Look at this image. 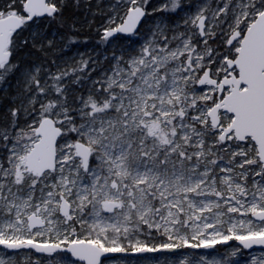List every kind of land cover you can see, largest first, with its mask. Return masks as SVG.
Segmentation results:
<instances>
[{
    "label": "snow or ice",
    "instance_id": "obj_1",
    "mask_svg": "<svg viewBox=\"0 0 264 264\" xmlns=\"http://www.w3.org/2000/svg\"><path fill=\"white\" fill-rule=\"evenodd\" d=\"M0 101V264H264V0H0Z\"/></svg>",
    "mask_w": 264,
    "mask_h": 264
},
{
    "label": "trees",
    "instance_id": "obj_2",
    "mask_svg": "<svg viewBox=\"0 0 264 264\" xmlns=\"http://www.w3.org/2000/svg\"><path fill=\"white\" fill-rule=\"evenodd\" d=\"M95 3V0H94ZM95 11V10H94ZM66 16L69 18L70 23L75 25L74 33L76 35V39L79 43L74 46L71 50V54H73L76 48L82 49L85 48H95L97 46L98 37L96 35L97 28L100 27L105 21L99 15H93L90 13H76L73 14L72 10H69L66 13ZM55 31V29H53ZM65 35V31L61 30L59 36H56L55 39L59 41L62 36ZM51 38V37H50ZM59 51V49H57ZM41 54L35 50H33L31 57L28 54V51L25 50L20 53V57L24 60L27 59H38ZM4 101H0V105H2Z\"/></svg>",
    "mask_w": 264,
    "mask_h": 264
},
{
    "label": "rangeland",
    "instance_id": "obj_3",
    "mask_svg": "<svg viewBox=\"0 0 264 264\" xmlns=\"http://www.w3.org/2000/svg\"><path fill=\"white\" fill-rule=\"evenodd\" d=\"M108 0H104V3H107ZM162 3V0H151V5L152 6H159ZM151 26V18H149V23L146 25V27ZM116 43H123V41H116ZM110 51V49H109ZM76 53H82L85 55H93V56H102L106 53H104V49L103 46H96L95 48L91 49V48H85L83 47L82 49L76 48L73 52V54ZM230 245L232 246H236L237 243L236 241H232V243H230ZM218 252L222 255L225 253L226 250H228V246H220L219 248H217ZM185 252L191 251V250H184ZM257 251H259L257 249ZM203 252V251H201ZM128 264H137V262H139V264H157V262H159V264H164L165 260H174L176 259V257L171 254V253H158L155 255H148L147 259L143 256H128L126 257ZM237 259H239L241 261V264H243V262L247 259V253L245 252V254L243 256H238Z\"/></svg>",
    "mask_w": 264,
    "mask_h": 264
},
{
    "label": "water",
    "instance_id": "obj_4",
    "mask_svg": "<svg viewBox=\"0 0 264 264\" xmlns=\"http://www.w3.org/2000/svg\"><path fill=\"white\" fill-rule=\"evenodd\" d=\"M238 243V242H237ZM202 251H204V250H202ZM146 255H148V254H146ZM138 256V255H137Z\"/></svg>",
    "mask_w": 264,
    "mask_h": 264
}]
</instances>
